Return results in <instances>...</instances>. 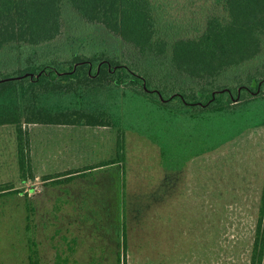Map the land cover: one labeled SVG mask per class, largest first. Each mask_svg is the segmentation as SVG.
I'll return each mask as SVG.
<instances>
[{"label":"rangeland","instance_id":"374dc122","mask_svg":"<svg viewBox=\"0 0 264 264\" xmlns=\"http://www.w3.org/2000/svg\"><path fill=\"white\" fill-rule=\"evenodd\" d=\"M154 1L159 28L172 36L196 34L223 12L222 0ZM76 13L64 9L58 45L121 46ZM15 59L3 64L16 67ZM28 128L30 178L20 173L15 126L0 125V264H253L264 125L192 158L176 175L159 146L135 131Z\"/></svg>","mask_w":264,"mask_h":264},{"label":"trees","instance_id":"16d2710c","mask_svg":"<svg viewBox=\"0 0 264 264\" xmlns=\"http://www.w3.org/2000/svg\"><path fill=\"white\" fill-rule=\"evenodd\" d=\"M222 5L198 33L172 36L154 0H0V125L15 126L22 176L34 177L31 124L135 131L172 170L264 125V0ZM66 7L121 46L58 45ZM263 259L264 180L251 261Z\"/></svg>","mask_w":264,"mask_h":264},{"label":"crops","instance_id":"0c3cea01","mask_svg":"<svg viewBox=\"0 0 264 264\" xmlns=\"http://www.w3.org/2000/svg\"><path fill=\"white\" fill-rule=\"evenodd\" d=\"M172 171H175L174 174L176 175L177 171H178V172H183V168H182V169H178V170H172Z\"/></svg>","mask_w":264,"mask_h":264}]
</instances>
